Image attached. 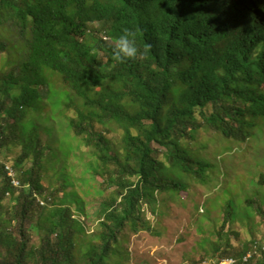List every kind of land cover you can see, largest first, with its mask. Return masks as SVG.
Returning a JSON list of instances; mask_svg holds the SVG:
<instances>
[{"label": "trees", "instance_id": "trees-1", "mask_svg": "<svg viewBox=\"0 0 264 264\" xmlns=\"http://www.w3.org/2000/svg\"><path fill=\"white\" fill-rule=\"evenodd\" d=\"M0 23L10 27L12 52L22 57L0 78V264H120L129 233L151 230L145 202L155 204L158 192L183 191L181 182L165 177L170 170L194 177L192 168L208 167L192 161L181 142L202 128L245 142L264 121V0H0ZM124 29L136 33L138 55L116 63L107 39ZM88 35L93 45L84 42ZM46 72L75 95L69 128L91 150L99 188L108 193L91 234L81 203L74 202L75 212L73 202L56 201L58 190L43 197L48 144L41 131L19 124L40 97L60 106ZM14 86L21 92L9 98ZM18 144L16 156L4 154ZM257 184L264 188V174ZM244 203L264 223V199ZM232 221L228 207L219 233ZM263 250L255 241H227L210 259L250 253L245 264H264Z\"/></svg>", "mask_w": 264, "mask_h": 264}, {"label": "rangeland", "instance_id": "rangeland-1", "mask_svg": "<svg viewBox=\"0 0 264 264\" xmlns=\"http://www.w3.org/2000/svg\"><path fill=\"white\" fill-rule=\"evenodd\" d=\"M97 26L94 23L92 28ZM9 28L5 30L0 23V41L6 43V50L0 51V78L22 59L12 52L14 43L11 40H15L7 34L11 30ZM90 35L84 42L93 45L94 36ZM107 42L111 45L108 39ZM14 71H19V68ZM46 76L52 91L61 96L60 106L52 104L47 96L46 99L40 97L37 108L26 107L21 112L26 116L19 124L28 131L31 128L41 131L42 141L48 144L41 177L43 197L58 190L59 200L56 201L65 199L69 203H81V217L89 229L97 224V214L108 193L103 194L99 188L102 179L96 177L97 171L94 170L98 166L97 160L69 128V120L74 114L67 108L72 109L75 105L71 102L77 101L75 95L67 89L59 75L46 72ZM44 86L39 88L42 93L45 92ZM20 92L18 87H12L9 98L18 96ZM5 98L3 94L1 101ZM69 98L72 99L69 101ZM255 124L245 142L227 140L204 128L196 132L193 141L181 142L192 161L198 160L208 167L198 171L192 168L194 177L183 175L175 168L170 170L172 176L165 177L181 182L183 191L158 192L155 204L145 202L142 214L151 223V230L141 231L138 235L129 233V242L123 246L120 264H191L200 258L210 260L216 249L224 247L227 241L233 246L253 241L264 246V223L244 203L246 198L264 199V188L257 184L260 175L264 174V121ZM243 130L248 132L245 126ZM15 145H10L4 154L16 156L20 153L21 145ZM163 155L159 158L164 161ZM64 181L67 182L65 193L60 189ZM5 203L8 204L9 200ZM73 205L72 210L77 212V206ZM228 207L233 221L226 226L224 233H219ZM228 231L230 233L226 234ZM88 232L91 234L90 229ZM222 234L226 236L221 237ZM96 241L97 238L86 239L81 246L86 248ZM37 242L35 236L34 243Z\"/></svg>", "mask_w": 264, "mask_h": 264}, {"label": "clouds", "instance_id": "clouds-1", "mask_svg": "<svg viewBox=\"0 0 264 264\" xmlns=\"http://www.w3.org/2000/svg\"><path fill=\"white\" fill-rule=\"evenodd\" d=\"M112 59L116 63H124L127 60L135 59L138 55L136 46V33L124 29L123 33L112 39Z\"/></svg>", "mask_w": 264, "mask_h": 264}, {"label": "built area", "instance_id": "built-area-1", "mask_svg": "<svg viewBox=\"0 0 264 264\" xmlns=\"http://www.w3.org/2000/svg\"><path fill=\"white\" fill-rule=\"evenodd\" d=\"M6 169L9 171L8 175L11 178V183L14 187H19L20 186V182L19 180L16 178V175L14 174V172L12 170H10V168L7 166ZM38 201L40 202L41 205H44V201L37 197ZM256 247V246H255ZM264 249V246H263ZM251 257V254H247L244 258L241 259H236V258H232V257H227V258H223L220 260H214V259H210V260H204L202 262V264H245L248 261V258Z\"/></svg>", "mask_w": 264, "mask_h": 264}, {"label": "bare ground", "instance_id": "bare-ground-1", "mask_svg": "<svg viewBox=\"0 0 264 264\" xmlns=\"http://www.w3.org/2000/svg\"><path fill=\"white\" fill-rule=\"evenodd\" d=\"M8 172V171H7ZM16 171H14V173H15ZM264 251V250H263ZM201 263V262H200Z\"/></svg>", "mask_w": 264, "mask_h": 264}]
</instances>
